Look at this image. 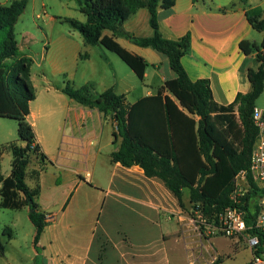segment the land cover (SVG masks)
<instances>
[{
    "label": "crops",
    "instance_id": "0c3cea01",
    "mask_svg": "<svg viewBox=\"0 0 264 264\" xmlns=\"http://www.w3.org/2000/svg\"><path fill=\"white\" fill-rule=\"evenodd\" d=\"M263 16L264 0H177L171 9L159 10V28L168 40L179 41L190 35V50L182 58L188 76L192 81L208 80L215 102L227 106L239 94L252 90L248 73L257 70L260 62L257 52L247 55L240 44H262L264 35L253 28L249 19ZM79 20L86 22V16ZM150 20L149 10L142 8L131 15L123 30L138 38H151L154 30ZM72 29L69 38L46 36L48 46L45 44L42 53L27 55L34 60L31 75L36 90L28 120L41 153L46 155L44 161L37 156L35 159L51 169L46 174L31 163L27 169V178L32 180L28 186L41 187L40 211L52 216L39 241L40 253L34 247L32 263L185 264L172 254L171 242L178 250L187 242H203L201 237L194 239V225L182 215L185 208L161 180L146 177L139 166L124 167L112 161L122 141H115L112 113L105 115L62 92L67 81L75 89L92 85L94 95L110 88L125 98L133 92L119 75L122 67L115 54L101 45L88 44L81 33ZM103 35L148 62L144 81L149 89L137 101L156 96L168 80L176 77L168 59L154 49L140 47L111 31ZM19 47L23 55L26 46ZM126 76L132 79V74ZM262 97L264 93L257 108L264 111ZM0 113H12L1 89ZM39 121L43 129H48V135L37 131ZM9 146L6 149L12 154ZM12 161L1 152L0 176L11 174ZM33 172H39V177L33 178ZM47 180L52 202L44 199ZM186 200L190 201V195L186 199L184 193L185 207ZM170 223H174L173 228ZM11 230L13 238L8 243L15 237Z\"/></svg>",
    "mask_w": 264,
    "mask_h": 264
},
{
    "label": "trees",
    "instance_id": "16d2710c",
    "mask_svg": "<svg viewBox=\"0 0 264 264\" xmlns=\"http://www.w3.org/2000/svg\"><path fill=\"white\" fill-rule=\"evenodd\" d=\"M176 1L78 0L86 22L66 21L88 44L101 45L115 53L144 81L148 62L103 35L105 31H111L114 36L124 37L140 47H150L166 57L176 77L168 80L156 96L144 97L133 105L127 104L125 96L116 94L112 88L94 95L92 85L75 89L66 82L62 92L105 115L113 114L115 141L122 140L120 149L111 156L114 163L124 167L139 166L146 177L161 180L183 209L184 191L188 189L192 207L200 204L206 215L213 219L231 206L235 176L242 171L250 172L259 135L253 113L264 93V39L261 45L249 41L240 44L247 55L257 52L260 62L257 70L251 69L248 73L251 92L239 94L230 105H220L214 100L210 82L192 81L183 66L182 58L191 46L190 35L173 41L160 33L159 10L171 9ZM28 2L13 0L8 6H0V89L12 111L8 115L0 113V117L18 122L19 137L25 144L9 146L13 155L12 171L6 178L0 176V206L14 211L28 208L29 219L36 230L34 247L40 253L39 241L52 216L40 211L41 187L37 185L31 189L26 178L32 155L43 161L46 155L41 153L34 128L28 120L30 103L36 99L31 75L33 59L21 54L15 28ZM142 8H147L151 14L150 23L154 30L151 38H138L123 30L131 15ZM249 21L264 35V16ZM209 122L218 128L219 134L212 131ZM223 140L232 146L233 152L225 151L220 142ZM34 143L37 145L32 150ZM32 177H39V172H33ZM255 197L254 191L246 198L249 211L255 207L249 204ZM3 238L12 240L11 228L6 227L0 233L2 255L6 250Z\"/></svg>",
    "mask_w": 264,
    "mask_h": 264
},
{
    "label": "rangeland",
    "instance_id": "374dc122",
    "mask_svg": "<svg viewBox=\"0 0 264 264\" xmlns=\"http://www.w3.org/2000/svg\"><path fill=\"white\" fill-rule=\"evenodd\" d=\"M12 1L13 0H0V6H8ZM80 18L85 19V16L79 10L78 0H29L27 8L15 27L19 44L21 46H26L23 55L41 54L45 44L48 46L49 40H47V37L49 39L53 37L56 40L69 38L73 29L66 19L80 21ZM114 56H116L122 67L121 74L119 75L124 79V83L133 89V92H131L129 96H126V102L134 103L139 98L143 97L149 89V87L145 85V83H148L146 81H141L136 75H133L134 72L132 69L118 55L115 54ZM38 62L41 63L40 59H38ZM148 72L152 74L154 71L152 68H149ZM39 73L41 74V72ZM126 73L132 74V79L127 78ZM49 78H51V80L53 79L51 76H49ZM36 83L40 88L41 84L37 80ZM71 85L73 84L71 83ZM263 100L264 97H262V101ZM209 123L212 127V131L219 134L218 128L214 126V124L212 125L211 122ZM42 125L43 123L39 121L37 131L39 133H44L45 131L47 133L46 135H48V129H43ZM6 140L9 141V144H6ZM220 142H222V147L227 153L234 151L226 140ZM11 144L19 146L25 145L19 137L18 122L9 118L0 119V149L6 160L9 157L11 159L13 158L12 154L8 153L9 149H6V147ZM30 163L32 167H36L38 170H44L46 174H49L51 171L49 166L46 167L41 162H38L34 155H32ZM31 181L30 178H27V183L30 184ZM48 183L49 181L47 180L46 190L48 191L45 190L44 199L46 202H52L51 186L48 185ZM184 193L186 199H188L190 195L189 190H185ZM182 215L189 222L194 218L193 207L190 201L186 200V207L185 210L182 211ZM170 225L173 228L174 223H170ZM6 227H11L14 230L15 237L14 241L11 243H8L9 241L3 238L6 252L4 255L0 253V264H33L35 227L29 219L27 208L14 211L0 207V233H2ZM172 228L170 227L169 229L172 230ZM192 233L195 235V240L201 237L203 242L198 244H188L187 242V245L181 246V249H179L180 251L175 244L171 242L172 254L175 257L177 256L178 259L180 258L185 264H190L191 262H195L191 264H249L252 253L245 240H235L221 235L209 237L208 240H206L194 226ZM214 260H216L217 263H213Z\"/></svg>",
    "mask_w": 264,
    "mask_h": 264
},
{
    "label": "built area",
    "instance_id": "2783aa9c",
    "mask_svg": "<svg viewBox=\"0 0 264 264\" xmlns=\"http://www.w3.org/2000/svg\"><path fill=\"white\" fill-rule=\"evenodd\" d=\"M253 118L259 135L252 153L250 172L242 171L235 176L231 206L210 219L197 204L193 207L191 222L205 239L221 235L245 240L252 253L249 264H264V111L256 107ZM36 145H32V150ZM254 191L256 197L249 204L256 208L249 211L246 198ZM213 263H217L216 260Z\"/></svg>",
    "mask_w": 264,
    "mask_h": 264
}]
</instances>
